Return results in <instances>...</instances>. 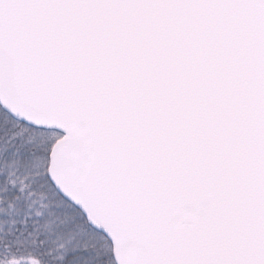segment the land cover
Wrapping results in <instances>:
<instances>
[{
  "label": "snow or ice",
  "instance_id": "obj_1",
  "mask_svg": "<svg viewBox=\"0 0 264 264\" xmlns=\"http://www.w3.org/2000/svg\"><path fill=\"white\" fill-rule=\"evenodd\" d=\"M0 264H264V0H0Z\"/></svg>",
  "mask_w": 264,
  "mask_h": 264
}]
</instances>
